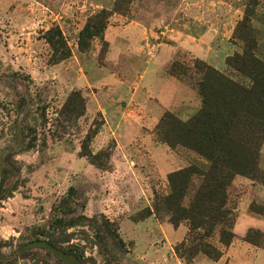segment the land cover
<instances>
[{
    "label": "rangeland",
    "instance_id": "374dc122",
    "mask_svg": "<svg viewBox=\"0 0 264 264\" xmlns=\"http://www.w3.org/2000/svg\"><path fill=\"white\" fill-rule=\"evenodd\" d=\"M246 10L264 60V0H0V264H188L189 225L174 228L160 197L169 174L209 163L152 132L166 112L188 121L201 107L195 61L244 81L226 61L243 52ZM102 12L106 30L82 51ZM53 29L70 51L58 64ZM174 63L190 74L171 76ZM74 94L82 118L62 114ZM259 170L229 188L231 246L217 230L222 258L189 264H264V145Z\"/></svg>",
    "mask_w": 264,
    "mask_h": 264
},
{
    "label": "trees",
    "instance_id": "16d2710c",
    "mask_svg": "<svg viewBox=\"0 0 264 264\" xmlns=\"http://www.w3.org/2000/svg\"><path fill=\"white\" fill-rule=\"evenodd\" d=\"M256 1H253L255 3ZM254 12L246 10L244 20L236 29L235 37L242 45V54L228 57L226 65L239 78L195 61L193 81L201 99V107L188 121H182L172 112H166L152 132L157 143L167 145L171 150L179 147L188 149L209 163L203 170L190 165L168 176V193L160 197L174 228L184 222L189 233L179 250H183L187 263L204 254L213 261L222 258V252L208 242L219 230L220 243L228 248L235 236L232 232V211L228 208V191L237 177L253 181L260 180L261 149L264 145V60L257 57V40L251 26ZM109 16L106 12L93 17L80 37V49L87 51L91 42L107 28ZM51 46L61 51L53 56L55 64L66 60L63 37L53 29L48 38ZM174 63L170 75L184 78L190 73ZM191 78V77H190ZM85 102L80 94H74L64 106V115H85ZM99 133L96 127L94 135ZM92 136L85 140L90 142ZM195 180L198 185L188 204L186 199ZM4 190L0 187V192ZM6 198V197H5ZM3 197H0V201ZM117 237V235H115ZM118 238V237H117Z\"/></svg>",
    "mask_w": 264,
    "mask_h": 264
},
{
    "label": "crops",
    "instance_id": "0c3cea01",
    "mask_svg": "<svg viewBox=\"0 0 264 264\" xmlns=\"http://www.w3.org/2000/svg\"><path fill=\"white\" fill-rule=\"evenodd\" d=\"M209 46H210V45H209ZM210 52H211V51H210ZM216 55H217V53H215V56H216ZM230 55H231V54H230ZM230 55H228V56H230ZM225 58H227V57H225ZM225 58H224L223 60H225ZM223 64H224V62H223ZM216 69L219 70L220 68L217 67ZM169 82L172 83L175 87H178L177 89L180 88V87H179V86H178V85H177L172 79H170V78H169ZM180 89H181V88H180Z\"/></svg>",
    "mask_w": 264,
    "mask_h": 264
}]
</instances>
